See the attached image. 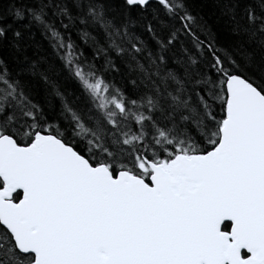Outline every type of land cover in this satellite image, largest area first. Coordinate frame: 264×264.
Masks as SVG:
<instances>
[{"label": "snow or ice", "instance_id": "obj_1", "mask_svg": "<svg viewBox=\"0 0 264 264\" xmlns=\"http://www.w3.org/2000/svg\"><path fill=\"white\" fill-rule=\"evenodd\" d=\"M0 264H264V0H0Z\"/></svg>", "mask_w": 264, "mask_h": 264}]
</instances>
